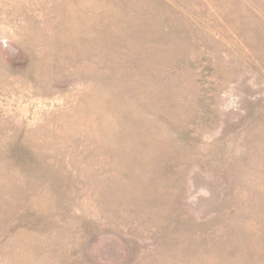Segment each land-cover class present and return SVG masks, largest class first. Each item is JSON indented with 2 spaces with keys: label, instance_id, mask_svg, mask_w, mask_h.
<instances>
[{
  "label": "rangeland",
  "instance_id": "rangeland-1",
  "mask_svg": "<svg viewBox=\"0 0 264 264\" xmlns=\"http://www.w3.org/2000/svg\"><path fill=\"white\" fill-rule=\"evenodd\" d=\"M0 264H264V0H0Z\"/></svg>",
  "mask_w": 264,
  "mask_h": 264
}]
</instances>
